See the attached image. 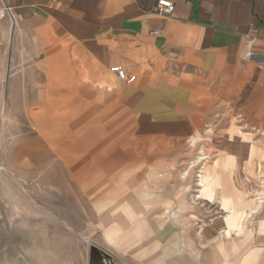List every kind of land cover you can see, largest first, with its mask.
Returning a JSON list of instances; mask_svg holds the SVG:
<instances>
[{
    "label": "rangeland",
    "instance_id": "374dc122",
    "mask_svg": "<svg viewBox=\"0 0 264 264\" xmlns=\"http://www.w3.org/2000/svg\"><path fill=\"white\" fill-rule=\"evenodd\" d=\"M24 47L34 75L0 83V264H264L251 89L160 54L125 67L141 76L128 84L70 43ZM9 103L20 120H6Z\"/></svg>",
    "mask_w": 264,
    "mask_h": 264
},
{
    "label": "crops",
    "instance_id": "0c3cea01",
    "mask_svg": "<svg viewBox=\"0 0 264 264\" xmlns=\"http://www.w3.org/2000/svg\"><path fill=\"white\" fill-rule=\"evenodd\" d=\"M158 1L0 0V10L10 7L15 16L0 20V83L3 76L10 81L34 75L20 65L27 54L25 45L37 41L46 48L66 42L77 52H91L118 80L112 66L128 72L125 67L158 54L222 70L235 76L237 85L251 89V106L264 108V0H170L171 15L157 12ZM130 73L137 74L132 83L136 84L139 72ZM249 79L256 86H248ZM150 106L154 115L164 108ZM5 108L6 120H20L13 103ZM209 110L206 104L197 108L200 116Z\"/></svg>",
    "mask_w": 264,
    "mask_h": 264
},
{
    "label": "built area",
    "instance_id": "2783aa9c",
    "mask_svg": "<svg viewBox=\"0 0 264 264\" xmlns=\"http://www.w3.org/2000/svg\"><path fill=\"white\" fill-rule=\"evenodd\" d=\"M157 12L164 15H171L174 12V4L170 0H159L157 5ZM7 15L12 16L15 18L13 13L11 12V8H5L3 10H0V20L5 18ZM17 18H21V16H17ZM3 40L0 35V46L2 45ZM111 71L114 72L117 77L128 84L134 83L137 81V74L127 72L122 66L115 65L111 67Z\"/></svg>",
    "mask_w": 264,
    "mask_h": 264
},
{
    "label": "bare ground",
    "instance_id": "6f19581e",
    "mask_svg": "<svg viewBox=\"0 0 264 264\" xmlns=\"http://www.w3.org/2000/svg\"><path fill=\"white\" fill-rule=\"evenodd\" d=\"M195 141L196 140H200V139H195V138H193ZM196 144V143H195ZM233 153H227V155H232ZM227 155H225V156H223L222 158H221V161H220V169H222L223 171H226V173H232V171H233V169H234V164H233V158L234 159H236V157H235V155H234V157H232V159L230 158V157H228ZM202 158V157H201ZM200 158V159H201ZM204 159V158H203ZM197 164V163H196ZM202 177H203V179H201L200 181L203 183L202 185H203V187H206L207 185H210L209 184V182H208V179L207 178H205V180H204V176L203 175H201ZM206 181L208 182L207 184H206ZM210 181H211V179H210ZM201 184V183H200ZM199 184V185H200ZM225 221V224H226V226H227V228H226V231L227 230H229V221L228 220H224ZM234 226H235V231L236 232H239V233H241L242 231H243V223H242V220H241V222H235L234 223Z\"/></svg>",
    "mask_w": 264,
    "mask_h": 264
}]
</instances>
